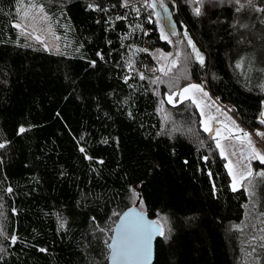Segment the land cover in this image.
<instances>
[{"label": "trees", "instance_id": "1", "mask_svg": "<svg viewBox=\"0 0 264 264\" xmlns=\"http://www.w3.org/2000/svg\"><path fill=\"white\" fill-rule=\"evenodd\" d=\"M151 3L0 0V264H109L129 208L162 227L154 264H238L248 178L232 190L196 105L168 96L204 84L264 129V0Z\"/></svg>", "mask_w": 264, "mask_h": 264}, {"label": "rangeland", "instance_id": "2", "mask_svg": "<svg viewBox=\"0 0 264 264\" xmlns=\"http://www.w3.org/2000/svg\"><path fill=\"white\" fill-rule=\"evenodd\" d=\"M164 9H167V16H165ZM252 12H256V9L252 8ZM158 13L159 15L157 16L161 28L164 30V34L168 36V39L173 38L175 35H172V32L174 31L176 33V26L168 8H161L157 11V14ZM252 53L254 54H249V58L251 59V64L255 65L258 63L257 56L255 55L258 53ZM248 75H250V72L248 73ZM191 84L201 85L204 92L207 93V96H205L203 95V93L193 90L190 95L194 96L197 102L194 103L196 107L197 104H199V107H197V109L202 119L203 129L205 122H207L213 129L212 133L208 132L212 135V137L215 136V130L220 129V136L215 137L214 140L215 143L217 140H220V143L224 146L225 156H227L226 164L228 165V162L231 161L232 165L237 171L238 176L240 172L246 173L249 167L252 170V175L246 176L245 178H248L246 187L250 194V202L247 208L245 220L239 225H234L231 231L233 233L236 232L235 234L238 241V264H264V215L259 213L258 203L259 194L260 191L264 189V185L256 176L255 168L253 166L254 162H260V160L250 158L252 147L260 152L261 155H264V138L257 135V133H264V129H260L255 133L249 131L239 122L237 118L232 115L231 108H229L227 105H223L217 98L212 96L210 91L204 84L192 82L183 86L175 93H179L183 88ZM185 100L192 101L191 99ZM176 101H181L179 95H176L174 97V103ZM239 129H242L243 132L239 131ZM244 133H248L251 137V146H249V144L247 143V139H244L242 142L240 139L236 138L243 137ZM225 136H229L230 138L224 139ZM245 179H243L237 185V188L243 186ZM232 184L233 180L231 176V187ZM252 211L253 213H250ZM251 214H253L252 218H250Z\"/></svg>", "mask_w": 264, "mask_h": 264}, {"label": "snow or ice", "instance_id": "3", "mask_svg": "<svg viewBox=\"0 0 264 264\" xmlns=\"http://www.w3.org/2000/svg\"><path fill=\"white\" fill-rule=\"evenodd\" d=\"M251 0H249V3ZM197 3H201V0H197ZM237 3H239V0H237ZM127 6V4H125ZM156 0H152V3L148 5L150 8H155ZM161 8H164L163 3L160 4ZM239 10V9H238ZM264 11V9H261ZM41 11L43 9L41 8ZM165 16H167V9H164ZM195 14L200 15L201 9L197 7L195 9ZM159 15V13L157 14ZM16 27H20V25H16ZM176 33L173 31L172 35H175ZM161 38L167 40L168 36L164 34V30L161 29ZM39 39V37H37ZM171 42V41H169ZM189 44H192L191 40L189 39ZM192 49L195 52L196 59L199 60L201 64L204 63V58L202 54L199 52V50L196 49L195 45L192 44ZM173 64H175V60H173ZM239 66V65H238ZM161 71H164V69H160ZM167 74V73H165ZM144 77L141 75V79ZM203 93V95L207 96V93L204 92L201 85L197 84H191L185 88H183L179 93H173V95L168 96V103H174V97L176 95H179L181 98V101L185 99H191L193 103H197L194 96L190 95L192 91ZM163 103V101H161ZM197 107H199V104H197ZM203 114V113H202ZM261 123L264 124V120H261ZM21 132L24 131V129L20 130ZM204 131L212 133L213 129L209 126L207 122H205L204 125ZM239 131L243 132L242 129H239ZM220 129L215 130V137L220 136ZM257 135L264 138V133H257ZM230 138L229 136H225L224 139ZM237 139H240L242 142L244 139H247V143L249 146L252 145L251 137L248 133H244L243 137H236ZM4 147L3 144H0V148ZM216 147L220 149V155L224 156L225 159H227V156H225V149L224 146L220 143V140L216 141ZM83 151V149H81ZM235 154V153H233ZM250 158L258 159L261 163H264V155H261L260 152H258L254 147L251 148ZM206 159V158H205ZM228 171L229 174L232 176L233 184H232V190L235 191L237 189V185L246 178V176L252 175V170L249 167L247 172H240L239 176L237 175V171L235 167L232 165V162H228ZM259 176L264 177V171L258 173ZM11 191V189H9ZM139 198L138 196L136 197ZM156 227V225L151 221H146L143 213H125V222L123 225V231L118 234L117 237L113 239V242L108 244V248L111 249V259L114 262H118V264H147L151 260L152 256V247H151V241L154 235L159 233V235H164L163 230L157 228L154 232L153 229ZM13 241H15V237H13ZM43 251V249H41Z\"/></svg>", "mask_w": 264, "mask_h": 264}, {"label": "water", "instance_id": "4", "mask_svg": "<svg viewBox=\"0 0 264 264\" xmlns=\"http://www.w3.org/2000/svg\"><path fill=\"white\" fill-rule=\"evenodd\" d=\"M261 121V119H260ZM129 212H132V213H136V212H139V213H143L141 212L139 209L137 208H129L128 210H126L121 216L120 218L118 219L115 227H114V231H113V239L115 237L118 236V234H120L122 231H123V225H124V222H125V213H129ZM144 214V217H145V220L146 221H151L153 222L156 227L153 229V231L155 232L157 228L159 229H162L161 225H159L157 222H155L153 219H150L148 217L147 214L143 213ZM161 235H159V233L157 232L156 235L153 236L152 238V241H151V247H152V256H151V260L149 262H147V264H154V261H155V256H156V243H157V240L159 239ZM113 239L111 241V243L113 242ZM111 250V249H110ZM108 262L109 264H118V262H114L112 259H111V251H110V255H109V258H108Z\"/></svg>", "mask_w": 264, "mask_h": 264}, {"label": "bare ground", "instance_id": "5", "mask_svg": "<svg viewBox=\"0 0 264 264\" xmlns=\"http://www.w3.org/2000/svg\"><path fill=\"white\" fill-rule=\"evenodd\" d=\"M261 119L264 120V110H263V114H262V118Z\"/></svg>", "mask_w": 264, "mask_h": 264}]
</instances>
